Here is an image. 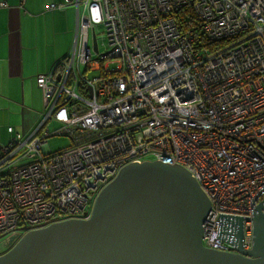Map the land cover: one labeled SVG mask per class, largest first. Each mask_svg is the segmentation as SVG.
<instances>
[{
  "label": "built area",
  "instance_id": "1",
  "mask_svg": "<svg viewBox=\"0 0 264 264\" xmlns=\"http://www.w3.org/2000/svg\"><path fill=\"white\" fill-rule=\"evenodd\" d=\"M67 6L72 46L37 76L46 111L28 132L8 127L0 145V242L89 219L122 168L159 161L187 169L209 197L204 247L237 253L229 216L242 219L251 250L258 204L264 213V0H64L46 10ZM186 9L215 49L181 29ZM57 136L71 145L52 152Z\"/></svg>",
  "mask_w": 264,
  "mask_h": 264
},
{
  "label": "water",
  "instance_id": "2",
  "mask_svg": "<svg viewBox=\"0 0 264 264\" xmlns=\"http://www.w3.org/2000/svg\"><path fill=\"white\" fill-rule=\"evenodd\" d=\"M211 201L190 172L159 161L133 163L97 196L87 220H67L12 238L0 264H264V213L252 216L254 245L237 253L208 249L203 223Z\"/></svg>",
  "mask_w": 264,
  "mask_h": 264
},
{
  "label": "crops",
  "instance_id": "3",
  "mask_svg": "<svg viewBox=\"0 0 264 264\" xmlns=\"http://www.w3.org/2000/svg\"><path fill=\"white\" fill-rule=\"evenodd\" d=\"M63 1L0 0V3L7 5L0 8L1 127L5 123V116L2 115L4 103L20 108L21 124L18 131L28 132L42 114L34 109L33 96L26 89L37 82L38 75L48 72L72 46L76 30V10L71 6L63 10H46L47 5L61 4ZM43 49L54 51L51 54L47 52V57L42 59ZM31 54L38 57L34 63L31 62ZM40 91L44 98L41 89ZM7 134L5 142L0 136V145L7 144L10 138L8 131Z\"/></svg>",
  "mask_w": 264,
  "mask_h": 264
},
{
  "label": "rangeland",
  "instance_id": "4",
  "mask_svg": "<svg viewBox=\"0 0 264 264\" xmlns=\"http://www.w3.org/2000/svg\"><path fill=\"white\" fill-rule=\"evenodd\" d=\"M96 33L98 37V45H99V51L100 53H104L107 49V40L105 39V29L104 27L100 26L96 28ZM54 50H47L43 49L42 51V59H45L47 57L46 53L48 52L51 54ZM37 56L35 54H31L30 59L31 62H36L37 61ZM92 76V74H90ZM27 93H29L31 96H33V104L35 105L37 111L40 113H43L46 111L45 109V103H44V98H42V94L40 89L37 86V82L32 84L31 87L26 89ZM27 106V105H25ZM4 111L2 112V115L5 116V123L0 125V136L2 137L3 141L5 142L8 139V134H7V128L8 126H12L15 130L20 129V124H21V111L20 108L11 106L8 103H4L2 106ZM39 113V114H40ZM37 115L39 117L40 115ZM1 123V121H0ZM27 126H29V121H27ZM51 128H54V124L49 125ZM71 145V140L68 137L60 136V137H52L49 139V146L52 152H57L59 150H63L67 148L68 146ZM9 249L8 243L6 241L0 242V254L6 252Z\"/></svg>",
  "mask_w": 264,
  "mask_h": 264
},
{
  "label": "trees",
  "instance_id": "5",
  "mask_svg": "<svg viewBox=\"0 0 264 264\" xmlns=\"http://www.w3.org/2000/svg\"><path fill=\"white\" fill-rule=\"evenodd\" d=\"M178 24L184 32L193 34L195 43L201 44V46L209 49H215L217 47V43L208 42L200 32V29L196 27L198 24L196 23L194 13L190 9H186L179 13Z\"/></svg>",
  "mask_w": 264,
  "mask_h": 264
}]
</instances>
